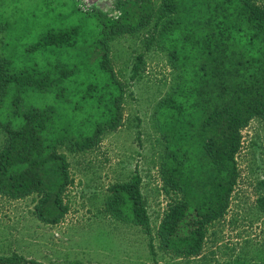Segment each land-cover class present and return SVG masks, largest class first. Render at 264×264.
<instances>
[{"label":"rangeland","instance_id":"rangeland-1","mask_svg":"<svg viewBox=\"0 0 264 264\" xmlns=\"http://www.w3.org/2000/svg\"><path fill=\"white\" fill-rule=\"evenodd\" d=\"M257 4L264 7V0ZM162 6L163 0H0V18L7 22L0 28V55L12 74L0 93V123L6 125L0 127V151L7 126L18 128L30 110L50 107L54 128L43 135L50 142L63 137L55 152L68 172L55 204L57 198L48 201L44 192L21 198L0 193V256L38 264H264L259 116L241 130L239 178L226 213L208 225L201 252L176 255L160 245L157 228L178 195L162 188L166 145L157 105L180 80L158 35L166 18ZM147 11L148 24L112 36L98 37V25L90 21L94 13L135 21ZM64 32L68 36L58 42H43L46 34ZM115 110L121 118L111 128L106 121ZM96 130L95 142L81 145ZM60 161L47 160L46 183L54 184L51 169ZM135 173L142 176L149 230L116 220L104 207L109 188ZM51 190L54 196L57 188ZM58 209L64 213L51 220Z\"/></svg>","mask_w":264,"mask_h":264},{"label":"trees","instance_id":"trees-1","mask_svg":"<svg viewBox=\"0 0 264 264\" xmlns=\"http://www.w3.org/2000/svg\"><path fill=\"white\" fill-rule=\"evenodd\" d=\"M258 1L163 0L159 11L166 18L158 35L169 47L180 79L178 88L157 105L166 145L160 175L165 193L181 196L164 215L157 236L160 245L176 255L201 252L208 225L226 213L239 178L241 130L255 116L264 120V7ZM148 11L135 21L111 20L100 13L90 15V21L98 25V37L112 36L148 24L152 16ZM81 14L85 21L87 14ZM6 23L0 18V28ZM54 34H46L43 42L68 36ZM8 71V62L0 55V93L12 78ZM53 117L50 107L32 109L22 126H7L9 138L0 151V193L21 198L44 192L48 201L56 197L53 203L58 202L68 172L65 158L55 152L63 137L50 142L43 135L44 129L54 128L49 123ZM120 118L115 110L106 123L116 127ZM99 134L100 130L86 133L81 145H92ZM49 159L61 160L51 169L54 184L46 183ZM52 187L57 188L54 196ZM104 207L116 220L150 229L138 173L113 184L104 196ZM62 213L58 209L51 220ZM0 264L38 263L11 255L0 256Z\"/></svg>","mask_w":264,"mask_h":264}]
</instances>
